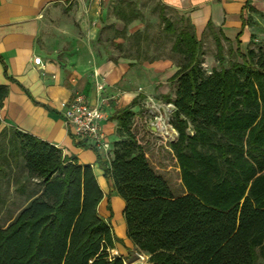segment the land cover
Masks as SVG:
<instances>
[{
	"label": "trees",
	"instance_id": "trees-1",
	"mask_svg": "<svg viewBox=\"0 0 264 264\" xmlns=\"http://www.w3.org/2000/svg\"><path fill=\"white\" fill-rule=\"evenodd\" d=\"M159 19L185 59L167 79L171 94L161 95L172 104L168 123L176 137L168 146L184 192L173 194L130 129L142 97L113 109L117 138L108 160L98 162L109 192L124 202L126 236L150 264H258L264 260V41L243 53L238 33L226 59L225 38L208 23L217 67L207 72L193 31H175L163 11ZM6 92L0 85V105ZM11 147L42 189L0 227V264H124L110 253L115 237L97 213L103 193L91 166L20 131Z\"/></svg>",
	"mask_w": 264,
	"mask_h": 264
},
{
	"label": "crops",
	"instance_id": "crops-1",
	"mask_svg": "<svg viewBox=\"0 0 264 264\" xmlns=\"http://www.w3.org/2000/svg\"><path fill=\"white\" fill-rule=\"evenodd\" d=\"M97 1L0 0V85L7 90L0 105V215L4 213L9 218L0 227L6 226L42 189L36 178H28L22 158L12 152L10 139L20 131L75 157L80 165L91 166L103 193L97 213L108 220L115 237L110 253L126 258L128 252L136 248L126 236L124 202L117 194L109 192L98 162L99 158L108 160L109 154L91 138L74 134L64 119L62 103L80 93L89 105L105 110L114 103L127 106L139 96L163 95L168 92L167 79L177 65L168 59L146 61L112 57L85 44L65 49L59 47L57 34L46 37V25L60 9L76 3L94 7ZM153 1L188 21L197 39L209 28L208 23L226 42H235L239 33V48L243 53L253 45V40H258L253 34L264 26L261 21L264 0ZM247 16L252 19L246 21ZM37 56L40 62L34 63ZM99 84L102 88H98ZM157 104L162 114L166 103ZM138 107L135 105L132 109L136 111ZM100 127L111 146L116 120L106 117ZM151 128L154 132L161 129L159 125ZM15 192L23 195H18L21 200L6 206L8 201L14 202L12 193ZM258 264H264V260L259 258Z\"/></svg>",
	"mask_w": 264,
	"mask_h": 264
},
{
	"label": "rangeland",
	"instance_id": "rangeland-1",
	"mask_svg": "<svg viewBox=\"0 0 264 264\" xmlns=\"http://www.w3.org/2000/svg\"><path fill=\"white\" fill-rule=\"evenodd\" d=\"M160 11H163V14L173 23L175 31L183 27L193 31L188 21L182 22L180 15L175 11L161 8L153 0H98L94 7L90 5L83 7L76 3L60 9L58 14L49 19L46 25V37L57 34L60 40L59 47L65 49L74 46L77 48V45L85 44L90 49L100 50L112 57L124 56L146 61L168 59L178 66L185 59L182 54L172 49L175 34L163 30L159 19ZM261 21L264 23V19ZM253 35L258 40H253L251 46L262 43L264 26H261ZM199 40L201 44L200 64L205 71L209 72L212 67H217L211 30L207 28L200 35ZM222 43L226 59L232 58L228 50L235 47V42L222 40ZM168 85L167 93L171 94L172 88L169 82ZM159 102H163L160 93L141 98L138 107V109L141 108V112L132 118L130 129L145 150L154 170L166 179L173 194L179 195L184 192V188L180 181L176 160L168 149V141L161 136L159 131L154 132L150 124L154 114L158 111L157 103ZM115 105L116 103L105 109L107 118L111 116L113 109L121 107ZM114 137V139L117 138L116 127ZM12 194L15 195L14 202L8 201L6 206L14 205L23 196L20 192ZM8 220L9 218L4 213L0 215V224H5ZM141 257L147 260L148 256L134 249L128 252L125 261L127 263Z\"/></svg>",
	"mask_w": 264,
	"mask_h": 264
},
{
	"label": "built area",
	"instance_id": "built-area-1",
	"mask_svg": "<svg viewBox=\"0 0 264 264\" xmlns=\"http://www.w3.org/2000/svg\"><path fill=\"white\" fill-rule=\"evenodd\" d=\"M33 61L39 63L40 58L34 57ZM98 88H102V85L99 84ZM164 106L166 108L164 112L161 114L158 110L150 124L155 127L159 125L161 136L166 141H171L176 137V131L168 123L172 104L166 103ZM62 107L64 119L74 134L91 138L98 147L109 154L111 146L100 127V122L106 118V111L101 107L89 105L80 93H76L69 101L62 103Z\"/></svg>",
	"mask_w": 264,
	"mask_h": 264
},
{
	"label": "water",
	"instance_id": "water-1",
	"mask_svg": "<svg viewBox=\"0 0 264 264\" xmlns=\"http://www.w3.org/2000/svg\"><path fill=\"white\" fill-rule=\"evenodd\" d=\"M152 127L155 128L154 126H152ZM125 264H150V262L147 261V260H144V258L141 257V258L129 261V262L125 263Z\"/></svg>",
	"mask_w": 264,
	"mask_h": 264
}]
</instances>
